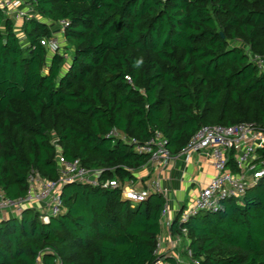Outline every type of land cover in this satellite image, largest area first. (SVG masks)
Listing matches in <instances>:
<instances>
[{"label":"trees","instance_id":"obj_1","mask_svg":"<svg viewBox=\"0 0 264 264\" xmlns=\"http://www.w3.org/2000/svg\"><path fill=\"white\" fill-rule=\"evenodd\" d=\"M27 2L35 15L23 22L22 37L0 11L5 196L23 197L31 170L56 179L58 153L100 170V181L132 182L149 156L107 136L112 130L138 142L158 130L176 153L203 125L264 126V68L249 57L264 56V0ZM61 21L69 60L41 44ZM258 152L264 159V147ZM61 198V213L48 221L32 208L0 220V264L157 261L162 194L132 204L120 188L72 182ZM181 210L169 231L185 237L199 264H264L261 184L224 200L216 213L179 222ZM164 262L179 264L169 255Z\"/></svg>","mask_w":264,"mask_h":264},{"label":"built area","instance_id":"obj_2","mask_svg":"<svg viewBox=\"0 0 264 264\" xmlns=\"http://www.w3.org/2000/svg\"><path fill=\"white\" fill-rule=\"evenodd\" d=\"M0 11L13 24L24 22L35 13L27 0H0ZM60 29L51 38L42 39L41 44L50 53L61 52V46L55 34H62L67 25L59 23ZM19 37L23 34L17 33ZM250 60L259 68H264V56L249 53ZM129 81V78L126 77ZM107 136L126 140L137 153L147 154L149 160L156 164L168 162L171 153L167 148L166 138L158 130H154L144 142L134 138L126 139L121 133L112 130ZM264 147V126L253 123H239L235 125H203L189 139L180 151L186 160L193 154H205L211 160L214 175L211 180L200 189L190 206L183 208L179 215V222L187 221L199 212L216 213L222 209V202L230 198L241 197L248 187L261 184L264 188V159L259 150ZM236 167L233 171L229 165L231 160ZM58 176L56 179L41 177L31 170L26 176L27 192L23 197L12 199L0 190V220L1 213L8 212L10 217L18 216L24 209L32 208L40 213L43 221L51 216H57L62 211L61 192L64 185L79 182L91 186L105 188H120L122 198L132 204L147 198L150 193H162L158 180H153L148 187L135 190L132 186H122L116 179H98L100 170L88 169L77 159L67 160L60 153L56 155ZM166 216V206L161 211V220ZM170 221L164 225L169 228ZM190 254V251H189ZM154 264H165L158 258ZM193 264H199L193 259Z\"/></svg>","mask_w":264,"mask_h":264},{"label":"crops","instance_id":"obj_3","mask_svg":"<svg viewBox=\"0 0 264 264\" xmlns=\"http://www.w3.org/2000/svg\"><path fill=\"white\" fill-rule=\"evenodd\" d=\"M132 173L134 180L124 185L132 186L135 190L148 187L153 180L159 181L166 206V216L161 221L162 231L158 237L159 251L171 247L168 251L171 255L176 250L173 247L176 235H172L164 224L171 222L181 209L190 206L200 189L211 180L214 175L211 160L205 154H193L186 160L180 152H176L171 153L170 159L164 164L148 161L133 169ZM10 216L8 212L1 213V218Z\"/></svg>","mask_w":264,"mask_h":264},{"label":"rangeland","instance_id":"obj_4","mask_svg":"<svg viewBox=\"0 0 264 264\" xmlns=\"http://www.w3.org/2000/svg\"><path fill=\"white\" fill-rule=\"evenodd\" d=\"M22 22H17V24H14L15 26V30L16 32H19L22 30ZM57 28V26L55 27ZM54 29V28H53ZM62 34L58 33V34H55V36H57V40L59 41L60 43V46H61V49L63 51V53L65 54L66 56V59L69 60L70 59V56H71V49H64V46H65V41L63 39V36H61ZM25 43V40L23 39L22 40V44ZM242 43H238V45H240ZM244 50L246 52H248L247 48H244ZM61 51V52H62ZM52 140L55 141V137L52 136ZM204 214V213H202ZM173 235V234H172ZM175 240H174V243L173 244V247L176 248V250H174V252L170 255V250H171V247H166L164 251H159L160 250V247H159V243L157 245V255H158V258H161L162 261L164 262V257L169 255V256H173L175 258V260L179 263V264H193V259L191 258V254H189V250L187 249V246H186V242H185V237H178V236H175ZM170 246V245H168ZM169 251V252H168ZM165 264H167L166 262H164Z\"/></svg>","mask_w":264,"mask_h":264}]
</instances>
